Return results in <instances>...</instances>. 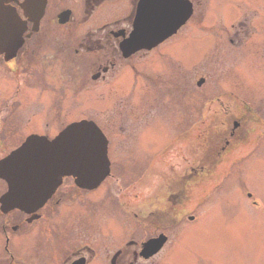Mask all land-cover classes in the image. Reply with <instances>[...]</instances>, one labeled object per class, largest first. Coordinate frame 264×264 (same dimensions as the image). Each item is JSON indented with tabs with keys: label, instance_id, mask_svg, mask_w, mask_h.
<instances>
[{
	"label": "rangeland",
	"instance_id": "1",
	"mask_svg": "<svg viewBox=\"0 0 264 264\" xmlns=\"http://www.w3.org/2000/svg\"><path fill=\"white\" fill-rule=\"evenodd\" d=\"M189 1L192 19L155 50L154 72L146 79L150 94L139 84L138 98L121 97L122 86L112 78L104 101L92 94L83 102L88 108L75 103L67 116H59L58 128L92 121L112 142L116 163L129 162L140 172L153 166V187L129 192L128 199L138 195V203L149 191L150 197L169 194L160 188L164 175L178 191L176 175L179 179L197 167V159L203 161L204 170L194 175L196 187L183 186L190 198L186 212L176 224L178 213L167 219L169 257L162 253L145 264H264V0ZM130 172L122 180L128 181ZM119 221L131 227V212L123 211ZM64 227L58 241L72 236L67 232L72 227ZM137 227L140 238L151 236V228ZM35 235L40 239L22 244V259L53 251L43 228ZM85 237L92 245L98 234ZM5 258L0 249V264Z\"/></svg>",
	"mask_w": 264,
	"mask_h": 264
},
{
	"label": "flooded vegetation",
	"instance_id": "2",
	"mask_svg": "<svg viewBox=\"0 0 264 264\" xmlns=\"http://www.w3.org/2000/svg\"><path fill=\"white\" fill-rule=\"evenodd\" d=\"M141 2L0 0V163L30 138L56 139L75 123L59 131V116H67L75 103L81 109L88 108L83 102L92 94L104 101L112 78L116 79L115 86H122L117 93L121 97L138 98L143 89L139 84L146 85L150 94L151 86L146 79L150 78V71L154 72L153 56L157 48L132 52L126 47ZM107 139L109 175L85 187L75 177L66 176L38 208L10 206L11 201H5L9 185L0 176V249L6 256L4 264H145L162 253L169 257L171 235L167 232L170 228L167 219L170 212L178 213L175 216L178 220L173 221L176 224L186 212L183 206L190 198L182 189L204 170L203 161L197 159V167L188 170L184 177L178 179L176 175L182 187L178 191L172 187L170 176L164 175L159 187L169 194L150 197L152 192L148 189L149 194L138 203L139 196L134 194L133 200H129V192L150 186L154 179L153 166L140 172V167L136 169L129 162L116 163L117 151L111 150L112 142ZM181 140L179 137L177 142ZM132 168L136 171L130 172ZM127 170L130 179L124 181L122 176L129 174ZM167 205L172 209L167 210ZM123 211L131 212V227L119 224ZM65 225L72 227L67 229L72 236L65 237L64 242L58 241L56 234L64 231ZM137 225L151 228V236H137L133 230L138 229ZM42 228L53 251L35 260L22 259V244L39 238L35 234ZM89 233L98 234L92 245L85 237ZM78 234L86 241L71 239ZM163 236L167 241L160 250L144 258L145 244Z\"/></svg>",
	"mask_w": 264,
	"mask_h": 264
},
{
	"label": "water",
	"instance_id": "3",
	"mask_svg": "<svg viewBox=\"0 0 264 264\" xmlns=\"http://www.w3.org/2000/svg\"><path fill=\"white\" fill-rule=\"evenodd\" d=\"M193 13L189 0H142L126 47L132 52L157 47L177 34ZM109 173L108 141L88 121L70 125L53 141L30 138L0 163V176L9 185L5 201L29 210L42 206L66 176L75 177L85 187ZM165 242L164 236L150 240L145 244V257L157 253Z\"/></svg>",
	"mask_w": 264,
	"mask_h": 264
},
{
	"label": "bare ground",
	"instance_id": "4",
	"mask_svg": "<svg viewBox=\"0 0 264 264\" xmlns=\"http://www.w3.org/2000/svg\"><path fill=\"white\" fill-rule=\"evenodd\" d=\"M55 192V191H54ZM50 197H48L46 200H45V202H44V204L46 203V201L49 199Z\"/></svg>",
	"mask_w": 264,
	"mask_h": 264
}]
</instances>
